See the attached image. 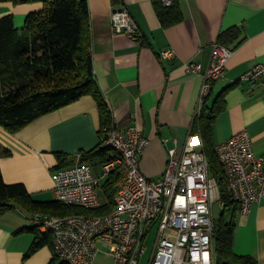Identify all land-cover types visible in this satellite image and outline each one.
<instances>
[{
    "label": "crops",
    "instance_id": "crops-1",
    "mask_svg": "<svg viewBox=\"0 0 264 264\" xmlns=\"http://www.w3.org/2000/svg\"><path fill=\"white\" fill-rule=\"evenodd\" d=\"M156 0H88L95 79L120 129L136 125L150 140L140 157L142 172L158 180L168 163V150L182 148L194 125L202 75L187 70L189 63L207 70L214 43L221 33L241 29L242 43L230 45L234 51L226 65V78L216 82L209 106L224 90L226 110L214 125L216 145L248 131L257 156L264 157V93L261 86L240 82L241 76L257 64H264V0H175L181 22L163 27ZM40 3L0 4V19L14 17L23 29L27 16L39 12ZM127 8L140 27L138 42L114 34L111 15ZM171 48L173 59L160 53ZM100 112L92 97L79 101L11 134L0 126V149L10 157H0V171L6 184H23L37 202L56 201L52 173L59 164L57 154L73 156L100 145ZM166 141V143H164ZM36 214L19 206L0 217V264H60L54 251L44 246L29 254L36 235ZM44 215V214H43ZM231 219L233 211L230 212ZM234 252L254 257L264 264V200L247 215L234 214ZM21 230H25L20 232ZM43 232V231H42ZM100 254V253H99ZM94 264H114L99 258Z\"/></svg>",
    "mask_w": 264,
    "mask_h": 264
},
{
    "label": "built area",
    "instance_id": "built-area-1",
    "mask_svg": "<svg viewBox=\"0 0 264 264\" xmlns=\"http://www.w3.org/2000/svg\"><path fill=\"white\" fill-rule=\"evenodd\" d=\"M172 7L175 0H157ZM114 34L140 41L139 25L127 8L111 15ZM234 51L214 43L209 66L187 65L191 73L202 75L195 121L202 115L216 82L226 78V65ZM163 60L173 59L176 52L167 48ZM240 82L261 86L264 93V64L245 72ZM195 121L182 148L169 149L168 163L161 178L154 180L141 170L140 157L150 145L138 126L114 127L100 138L113 158L94 167L83 162L81 153L75 163L52 173L55 197L66 205L94 210L102 206L100 195L104 181L114 172L124 175L114 199L115 210L100 216L70 215L52 217L36 214L34 222L43 232L51 233L55 251L67 264H94L101 250L98 243L109 246L114 264H141L146 240L154 227L157 236L149 264H215V218L213 206L221 202L217 181L210 174V162L203 150L202 139L195 132ZM166 143V141H164ZM232 200L238 212L247 215L264 200V157L257 156L248 131L216 146ZM222 208L224 204L221 202Z\"/></svg>",
    "mask_w": 264,
    "mask_h": 264
},
{
    "label": "trees",
    "instance_id": "trees-1",
    "mask_svg": "<svg viewBox=\"0 0 264 264\" xmlns=\"http://www.w3.org/2000/svg\"><path fill=\"white\" fill-rule=\"evenodd\" d=\"M2 3H40L39 12L30 13L23 29H17L12 15L0 19V126L11 134L30 125L39 118L69 106L83 97H92L100 112V138L114 127L109 105L95 79L92 57V36L88 0H0ZM158 17L163 27L181 22L177 6L164 7L155 1ZM241 29L233 28L220 34L218 42L235 48L242 43ZM231 86L215 99L212 106L207 99L202 115L195 121V132L200 135L203 150L210 162V174L218 183L221 202L224 204L220 218L215 220V264H259L251 256H238L234 252L237 205L232 200L229 185L216 151L214 125L226 110V95ZM11 151L0 149V157H10ZM83 162L94 167L102 166L113 158L108 148L81 152ZM57 169L75 163V157L57 154ZM121 172L112 173L102 188L106 201L101 207L88 210L54 202H37L23 184H6L0 171V217L19 206L25 210L52 217L70 215L100 216L112 213L114 199L123 182ZM233 211L232 219L226 215ZM35 242L29 254L49 246L54 251V263L61 260L55 251L51 233L42 232L39 226L30 229ZM25 230H21L23 232ZM60 264H67L61 260Z\"/></svg>",
    "mask_w": 264,
    "mask_h": 264
},
{
    "label": "rangeland",
    "instance_id": "rangeland-1",
    "mask_svg": "<svg viewBox=\"0 0 264 264\" xmlns=\"http://www.w3.org/2000/svg\"><path fill=\"white\" fill-rule=\"evenodd\" d=\"M100 201L102 203H104L106 201L103 191L101 192V195H100ZM222 210H223V208H222L221 202L217 201L213 206V217L215 218L216 221L220 218ZM230 220H231V215H230V213H227L226 222L228 223V222H230ZM157 230H158V228L154 227L148 235V238H147L146 244H145L146 251H145V254L142 256L141 264H149V260L153 254L155 239L157 236ZM98 247L101 250V253L99 254V258L109 259L108 252L110 250L109 249L110 247L104 243H98Z\"/></svg>",
    "mask_w": 264,
    "mask_h": 264
}]
</instances>
